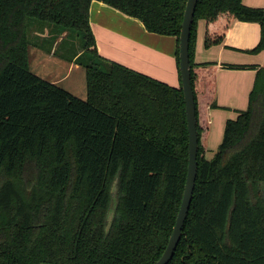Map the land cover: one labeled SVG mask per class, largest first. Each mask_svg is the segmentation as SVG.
I'll list each match as a JSON object with an SVG mask.
<instances>
[{
    "label": "trees",
    "instance_id": "trees-1",
    "mask_svg": "<svg viewBox=\"0 0 264 264\" xmlns=\"http://www.w3.org/2000/svg\"><path fill=\"white\" fill-rule=\"evenodd\" d=\"M95 0H0V264H155L183 200L189 130L179 44L188 0H97L177 38L180 87L102 56L91 26ZM221 44L234 20L261 26L264 8L243 0H199L190 38L198 120V175L169 264H264V66L245 110L225 123L212 158L206 136L217 108V64L196 63ZM55 28L81 48L67 61L86 72L81 98L30 68L31 31ZM46 40V39H45ZM117 180L111 226L108 215Z\"/></svg>",
    "mask_w": 264,
    "mask_h": 264
},
{
    "label": "crops",
    "instance_id": "crops-1",
    "mask_svg": "<svg viewBox=\"0 0 264 264\" xmlns=\"http://www.w3.org/2000/svg\"><path fill=\"white\" fill-rule=\"evenodd\" d=\"M243 2L247 6L264 8V0ZM90 12L91 26L97 40L98 51L102 56L154 79L180 87L175 36L151 33L139 19L130 17L101 1H93ZM205 31L206 22L200 20L195 61L217 64L218 107L210 111L211 128L205 139L207 157L212 158L223 140L226 121L229 118L235 119L239 114L238 110H245L248 107L256 77V70L253 68L232 69L221 65L226 63L238 66H264V50L259 53L249 52L260 41L261 26L256 22L234 20L224 41L211 48L205 47ZM69 66V69L72 67L74 70L78 64L69 62ZM59 79L62 78H56L52 82L61 86L62 82Z\"/></svg>",
    "mask_w": 264,
    "mask_h": 264
},
{
    "label": "water",
    "instance_id": "water-1",
    "mask_svg": "<svg viewBox=\"0 0 264 264\" xmlns=\"http://www.w3.org/2000/svg\"><path fill=\"white\" fill-rule=\"evenodd\" d=\"M198 1L199 0H188L187 2L179 44L180 71L182 79V88L184 91L186 102V114L189 130V165L187 180L183 200L169 243L162 257L155 264H169L175 255L176 249L183 234L185 222L190 211L198 175V120L196 113L195 95L192 86L190 63V38ZM116 189L117 180L114 182L112 193H114ZM113 216L114 211L111 209L108 215L109 221L107 228L111 226Z\"/></svg>",
    "mask_w": 264,
    "mask_h": 264
},
{
    "label": "rangeland",
    "instance_id": "rangeland-1",
    "mask_svg": "<svg viewBox=\"0 0 264 264\" xmlns=\"http://www.w3.org/2000/svg\"><path fill=\"white\" fill-rule=\"evenodd\" d=\"M54 33L55 28L48 26L38 24L33 27L31 31L33 44L30 46V68L34 73H37L47 80L53 81L56 78H62L59 79L62 82L61 86L81 98H86L85 69L80 65L74 70L72 67L69 69V61H67V58L81 48L82 43L80 38L71 39L65 37V40L63 42L61 40L60 45L57 46L59 40L66 36L63 35L50 50L49 44L52 45V43L47 42V37H50ZM116 194L117 189L113 193L114 201L112 210L116 205Z\"/></svg>",
    "mask_w": 264,
    "mask_h": 264
}]
</instances>
